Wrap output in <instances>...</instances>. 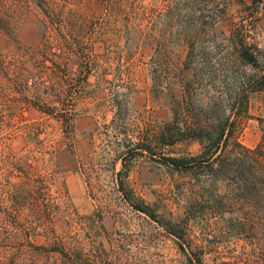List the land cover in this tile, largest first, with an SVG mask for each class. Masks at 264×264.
<instances>
[{"label":"rangeland","instance_id":"374dc122","mask_svg":"<svg viewBox=\"0 0 264 264\" xmlns=\"http://www.w3.org/2000/svg\"><path fill=\"white\" fill-rule=\"evenodd\" d=\"M14 3L21 10L0 27V159L28 163L0 161L10 227L66 233L69 264H264V231L206 202L219 181L191 137L230 118L245 148L264 139V93L246 92L264 75V0ZM64 37L82 47L45 49ZM127 133L135 145L122 147ZM139 200L156 220L133 208Z\"/></svg>","mask_w":264,"mask_h":264},{"label":"trees","instance_id":"16d2710c","mask_svg":"<svg viewBox=\"0 0 264 264\" xmlns=\"http://www.w3.org/2000/svg\"><path fill=\"white\" fill-rule=\"evenodd\" d=\"M103 1L108 2V5L111 4V0ZM19 5L18 3H14V0H0V27L7 22L10 14L18 13L17 11L21 10V6ZM40 7L43 8L44 6L41 4ZM68 41L66 37H64V41L62 39H53L52 43H47L45 49H53L55 47L54 43H56L61 51L69 54L73 48L82 47L81 43H69ZM90 51L91 50H89V52ZM240 55L244 61L252 65L257 63L258 57L256 53L252 52L251 48L247 47L244 41L242 42ZM88 63H91L90 60H88ZM92 71L93 70L90 69L88 73H86V79H89L88 74H91L89 72ZM54 79L50 80L53 81ZM251 91H253V93H264V75L253 80L252 86H250L246 92L251 93ZM245 99H248V95ZM38 107H42V109L47 108L48 111H52L53 109L57 110L59 106L55 104H43V106ZM46 111L45 113H50ZM62 119L63 116L56 118L60 123L64 122ZM2 121L5 120H1L0 124ZM116 121L117 120H113L112 123ZM229 123L230 118L225 119L223 123L216 127L214 132L207 129L202 130L201 128H193L192 130L193 133L191 137L198 141L204 149V152L199 158L202 159L201 163H204V166L209 168L213 180L219 181L218 183L215 182V192L213 190V196L211 195L209 201L207 200L206 202L213 203L212 209L216 211L217 214L232 215L228 223L231 224L235 217L234 221H239V226L243 231L246 230L247 227L249 230L259 229L264 231V139L255 149H247L237 141L234 136L236 122L234 121L232 124ZM112 128L115 132H118L117 126H113ZM184 132L186 131L184 130ZM118 133L120 134L121 132L119 131ZM125 137H127V144L122 143V147L135 145L131 134H125ZM231 141H235V145L232 148L229 147ZM171 143H174V141ZM0 161L7 164V166H9V164H16L17 162L21 163L22 161H24L25 164L28 163L27 158L24 156L12 153L4 158L1 156ZM171 161L177 167L179 165L183 166L189 164V161L184 160L171 159ZM122 163L123 167L126 168L125 164L127 163L125 161H122ZM30 167L31 166H29V168ZM121 176L122 171L119 173L120 178ZM24 179L29 182L32 181L30 176L24 177ZM26 183L24 182L23 184ZM120 185L121 190H123L122 181ZM219 185L224 187V191L220 189ZM131 203L136 211L144 213L154 220L157 219L156 214L151 212V208L145 202L139 200L138 203ZM9 219L10 216L8 214H0V262L4 264H27L29 262L41 264L39 263V257L43 256L51 259L52 254L57 252L64 257V259L62 258L65 262L64 264L70 263L67 259L70 258L69 253L71 244L67 241L68 238L66 233L60 235L55 231L45 230L43 232H38L34 230L26 231L18 228L14 229L10 227ZM171 223L172 222L161 224L170 234L177 236L178 232L173 230V225ZM38 237H44L49 242L48 245H38ZM44 249L46 251H44ZM44 263L48 264V262L45 261Z\"/></svg>","mask_w":264,"mask_h":264}]
</instances>
